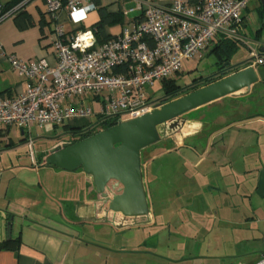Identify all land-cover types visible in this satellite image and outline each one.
Returning <instances> with one entry per match:
<instances>
[{"label": "crops", "instance_id": "obj_1", "mask_svg": "<svg viewBox=\"0 0 264 264\" xmlns=\"http://www.w3.org/2000/svg\"><path fill=\"white\" fill-rule=\"evenodd\" d=\"M8 1L0 0V3ZM101 1L110 11L121 10L120 0ZM26 10L36 20L35 26L21 30L13 18L0 24L3 51L18 58L47 56L52 60L55 26L61 23L66 31L80 28L67 10L53 17L45 0H33ZM247 10L248 6L244 11L245 25ZM99 19L98 10L91 11L82 27L94 26ZM40 24L44 25L43 30ZM124 24H119L120 31ZM112 28H108L110 33H120ZM215 43L203 55L211 54ZM263 47L264 44L260 45V50ZM245 64L230 62L229 68L218 72L214 79L238 71ZM27 82L0 54V96H15L26 89ZM261 85L264 86V80L253 84L248 91L225 96L185 113L181 128L158 142L160 146L166 143L170 146L162 147L145 160L142 154L145 167L160 156L178 154L179 158L171 160L174 187L170 195L176 193V198H187L181 208L217 209L204 213L205 221L200 228L205 237L200 244L195 240V246H199L195 253H186V243L175 245L179 242L178 235L184 236L170 228L173 210L159 219L150 206L148 222L124 228L100 220L106 210L99 213L98 193L91 177L82 169L55 172V183L61 184L57 188H62V195L65 182L76 181L79 185V196L70 198L63 206L59 190L51 195L42 187L41 171L49 170L45 167V157L51 149L41 151V161L33 154L32 167L23 158L34 126L28 129L18 124L0 125V242L20 239L14 246L0 249V264H210L211 259L218 261L217 264H253L258 261L264 254V91L259 89ZM184 130L189 132L182 135ZM145 184L147 189L146 177ZM73 190L74 187L69 191L71 197ZM188 191L196 193L197 198L190 201ZM46 201L52 202V208ZM196 253V258L203 262L191 260Z\"/></svg>", "mask_w": 264, "mask_h": 264}, {"label": "built area", "instance_id": "obj_2", "mask_svg": "<svg viewBox=\"0 0 264 264\" xmlns=\"http://www.w3.org/2000/svg\"><path fill=\"white\" fill-rule=\"evenodd\" d=\"M249 1L137 0L138 6L124 13L139 11L138 16L129 19L116 36L98 42L93 26L82 27L97 9L95 0H68L66 5L46 0L55 18L67 10L74 19V10L87 9L85 18L76 20L77 30L66 31L61 23L55 26L52 60L47 56L21 59L0 45V54L28 81L15 96H0V125L42 129L96 117L82 128L87 129L99 119L120 122L152 111L160 103L148 86L174 77L185 60L201 58L219 37L243 41ZM19 6L3 13L0 3V24L12 18ZM261 65L264 55L253 50L244 68ZM89 101L99 102V108L95 110ZM253 264H264V254Z\"/></svg>", "mask_w": 264, "mask_h": 264}, {"label": "water", "instance_id": "obj_3", "mask_svg": "<svg viewBox=\"0 0 264 264\" xmlns=\"http://www.w3.org/2000/svg\"><path fill=\"white\" fill-rule=\"evenodd\" d=\"M264 5V0H261ZM264 55V47L260 50ZM227 66L230 63H226ZM264 80V65L252 66L221 77L180 97L160 103L152 111L73 143L52 148L47 165L67 171L82 169L92 177L101 201L100 220L118 228L149 221L150 204L143 171L142 150L156 144L183 125V115L228 95L248 91ZM107 205V209L105 208ZM121 214V215H119Z\"/></svg>", "mask_w": 264, "mask_h": 264}, {"label": "rangeland", "instance_id": "obj_4", "mask_svg": "<svg viewBox=\"0 0 264 264\" xmlns=\"http://www.w3.org/2000/svg\"><path fill=\"white\" fill-rule=\"evenodd\" d=\"M119 6L121 11L125 12L130 10L131 8H136L138 6L137 0H120ZM139 11L130 12L128 15L125 14V21L131 19L134 16H137ZM247 16V24L244 26V39L240 41L238 39L239 47L236 52L233 54L231 63L234 65L244 64L247 63L250 58L252 57L253 50H256L258 53L260 52V45L264 44V5L262 4L261 0H251L248 5V10L246 11ZM11 19V18H8ZM7 20V19H6ZM4 22V21H3ZM2 22V23H3ZM2 25V24H1ZM121 25H114L112 30L115 33L120 31ZM219 59L217 60V56L212 54H207L206 56L200 58H192L184 61L183 67L179 73H177L172 79H175L176 82L180 85L181 94L180 96L190 92L191 90H195L196 87H201L205 85L204 80L207 78H213L218 75L220 72V65L218 63ZM202 79H201V78ZM194 79H199L198 81L194 82ZM259 89L264 91V86L262 85ZM147 91L152 95V98L155 99V102L161 103L164 101V82L159 80L156 81L153 86H148ZM179 96V97H180ZM175 99V98H174ZM167 102V101H166ZM95 110L99 108V102L92 103L91 101L88 102ZM88 121H96V117L90 119H77L72 121L70 124L65 125H47L44 128H39L38 126L33 127V136L32 139V146H29V141H27V152L25 154L24 160L27 163V166L32 167V155L35 154V157L38 161H41V151L46 149H52L55 146L62 144L64 142H72L74 139L78 137V133L72 132V127H68L70 125H76V127H83L85 126ZM209 127V126H208ZM32 128V127H31ZM189 130H184L181 134L184 135L188 133ZM156 143L150 145L142 150L143 160H145L149 156H153L161 151L162 147L170 146V143L162 144ZM33 151V153H32ZM157 156V155H156ZM179 158L178 154L169 153L163 156L156 158L148 163V167L143 166L144 176L146 177L147 182V194L149 199V204L151 209H154L158 218L161 219L164 214H167L168 211L173 210L170 214V220L172 221L171 229L173 232H181L184 236L178 235L179 242L175 243V245H180L181 243L185 244L186 253H195L197 252L198 245L195 246V240H198V244H200L201 240L204 239L202 237L204 230L200 228V224L202 221H205L204 213L211 210V212L216 211L217 209H191V208H181L184 203H186V199L181 197L176 198V193L170 195L174 183L172 182V172H171V160ZM44 166V165H43ZM47 167L46 171H41L43 174L42 178V187L46 192L51 195L57 194L56 191L59 190L61 196H63L62 200L60 201L63 206L67 205V202L73 200V198H77L78 194V187L79 185L75 181H67L64 183V190L65 194L62 195V188L59 189L57 187L61 186L56 185L55 179V172L64 173L61 168L52 167L50 165L45 166ZM76 171V170H75ZM60 176V180H61ZM91 177V176H90ZM92 179V177H91ZM62 181V180H61ZM74 187V194L72 197L70 196V189ZM191 192V191H190ZM187 194V191H184L183 194ZM187 197L190 199L197 198L196 193H189ZM199 201L201 196L198 197ZM52 208V202L46 201ZM99 203H103L99 201ZM38 208V207H37ZM41 208V207H39ZM216 214V213H215ZM121 215V214H119ZM196 229L193 230V228ZM179 228L178 230H176ZM174 238L172 239V241ZM197 253L193 255L191 260H194L195 263L203 262V260L197 259ZM218 261L215 259H211L210 264H217Z\"/></svg>", "mask_w": 264, "mask_h": 264}, {"label": "trees", "instance_id": "obj_5", "mask_svg": "<svg viewBox=\"0 0 264 264\" xmlns=\"http://www.w3.org/2000/svg\"><path fill=\"white\" fill-rule=\"evenodd\" d=\"M33 0H10L6 3H2V12H7L9 10L14 9L15 7L19 6L18 9L15 10V14L12 17L15 21L17 27L21 30H25L30 26H35L37 24L36 20L34 19L33 15L26 10L27 5L32 2ZM46 1V0H45ZM63 5H66L68 0H61ZM97 4V10L100 15L99 21L94 24L96 36L98 42H104L106 40L111 39L112 37L116 36L108 31V28L118 24H124L125 22V13L121 10L118 11H110L106 5L102 4L101 0H95ZM50 12V11H49ZM52 15V13L50 12ZM53 16V15H52ZM41 29L43 30L44 25L40 24ZM239 41L235 39H229L225 37H219L216 41L214 47L211 49L210 53H214L217 56V60L219 59L218 63L220 65V69L226 67V63H230L233 54L239 47ZM201 78V77H200ZM202 79V78H201ZM199 79H194V82L198 81ZM215 79L207 78L204 80L205 84L213 82ZM164 82V101H170L174 98L179 97L181 94L180 85L176 82L175 79L169 78L163 80ZM196 87L194 89H197ZM192 91V90H191ZM118 123L117 119L113 118H104L99 119L96 123L95 127L82 129V128H72L73 133H84L82 138H86L94 133H97L103 129H107L115 124ZM20 239H10L7 241L0 242V249L7 248L9 246H14V244L19 243Z\"/></svg>", "mask_w": 264, "mask_h": 264}, {"label": "clouds", "instance_id": "obj_6", "mask_svg": "<svg viewBox=\"0 0 264 264\" xmlns=\"http://www.w3.org/2000/svg\"><path fill=\"white\" fill-rule=\"evenodd\" d=\"M86 11H87V9L74 10L73 11V18H74V20L84 19L85 18Z\"/></svg>", "mask_w": 264, "mask_h": 264}, {"label": "flooded vegetation", "instance_id": "obj_7", "mask_svg": "<svg viewBox=\"0 0 264 264\" xmlns=\"http://www.w3.org/2000/svg\"><path fill=\"white\" fill-rule=\"evenodd\" d=\"M229 67L226 65V67L225 68H223V69H221L220 71H223V70H227ZM162 103V102H161ZM79 135H78V137L76 138V139H74L72 142H68V143H73V142H76V141H78V140H81V139H83L82 137H83V134L84 133H78Z\"/></svg>", "mask_w": 264, "mask_h": 264}, {"label": "bare ground", "instance_id": "obj_8", "mask_svg": "<svg viewBox=\"0 0 264 264\" xmlns=\"http://www.w3.org/2000/svg\"><path fill=\"white\" fill-rule=\"evenodd\" d=\"M107 209V208H106Z\"/></svg>", "mask_w": 264, "mask_h": 264}]
</instances>
